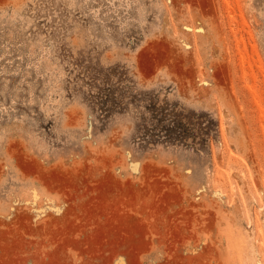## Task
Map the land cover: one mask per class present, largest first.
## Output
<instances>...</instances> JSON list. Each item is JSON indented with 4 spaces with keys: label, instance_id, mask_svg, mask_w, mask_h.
Returning <instances> with one entry per match:
<instances>
[{
    "label": "rangeland",
    "instance_id": "rangeland-1",
    "mask_svg": "<svg viewBox=\"0 0 264 264\" xmlns=\"http://www.w3.org/2000/svg\"><path fill=\"white\" fill-rule=\"evenodd\" d=\"M0 264H264V0H0Z\"/></svg>",
    "mask_w": 264,
    "mask_h": 264
}]
</instances>
